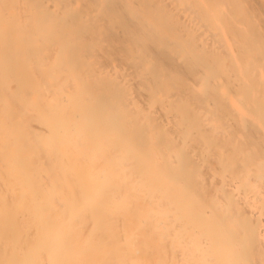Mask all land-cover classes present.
Returning a JSON list of instances; mask_svg holds the SVG:
<instances>
[{"label":"bare ground","instance_id":"obj_1","mask_svg":"<svg viewBox=\"0 0 264 264\" xmlns=\"http://www.w3.org/2000/svg\"><path fill=\"white\" fill-rule=\"evenodd\" d=\"M0 264H264V0H0Z\"/></svg>","mask_w":264,"mask_h":264}]
</instances>
